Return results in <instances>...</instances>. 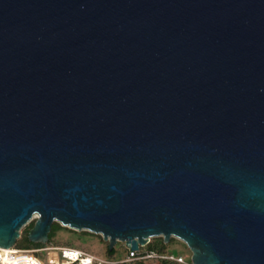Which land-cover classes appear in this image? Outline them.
I'll list each match as a JSON object with an SVG mask.
<instances>
[{
  "label": "water",
  "instance_id": "95a60500",
  "mask_svg": "<svg viewBox=\"0 0 264 264\" xmlns=\"http://www.w3.org/2000/svg\"><path fill=\"white\" fill-rule=\"evenodd\" d=\"M32 218L264 264V0H0V247Z\"/></svg>",
  "mask_w": 264,
  "mask_h": 264
},
{
  "label": "built area",
  "instance_id": "2783aa9c",
  "mask_svg": "<svg viewBox=\"0 0 264 264\" xmlns=\"http://www.w3.org/2000/svg\"><path fill=\"white\" fill-rule=\"evenodd\" d=\"M149 240L144 245L140 244L137 249L131 250L124 245L123 257L100 256L68 245L53 246L45 243L39 247L20 248L14 243L7 248L0 247V264H122L142 259H167L185 263L184 257L180 254L158 253L146 249L145 245Z\"/></svg>",
  "mask_w": 264,
  "mask_h": 264
},
{
  "label": "rangeland",
  "instance_id": "374dc122",
  "mask_svg": "<svg viewBox=\"0 0 264 264\" xmlns=\"http://www.w3.org/2000/svg\"><path fill=\"white\" fill-rule=\"evenodd\" d=\"M32 218L30 221H33ZM26 222L22 225L19 229L20 235L16 239L15 242L16 246L20 248H29L31 246L25 239H20L21 235L23 236L24 233H27L28 230V223ZM59 223V222H58ZM61 225V224H60ZM63 226V225H62ZM67 227V226H64ZM82 231L87 230H76L73 228H59L55 230L53 237L51 238L50 242L47 241L48 245L53 246H61V245H68L76 248H80L86 252L94 253L100 256L106 255V244L107 241L103 240L101 235L98 233H93L88 231L89 233H83ZM157 237V236H154ZM173 237V238H172ZM152 238V237H151ZM171 242L167 245L168 250L172 254H180L184 257L185 263H172V264H192L190 261L191 252L187 245L180 239L171 236ZM42 244V243H41ZM117 252L115 254L116 257H123L124 256V244L122 242L116 243ZM189 257V260H187ZM122 264H160L159 260L156 259H142V260H132L129 262H125Z\"/></svg>",
  "mask_w": 264,
  "mask_h": 264
},
{
  "label": "trees",
  "instance_id": "16d2710c",
  "mask_svg": "<svg viewBox=\"0 0 264 264\" xmlns=\"http://www.w3.org/2000/svg\"><path fill=\"white\" fill-rule=\"evenodd\" d=\"M33 222H34V220L30 221L28 223V230L26 231L27 233H28L29 229L32 227ZM59 228H67V227H64V226L60 225V223H58L56 221H53L51 223V227H50V230L48 232V242H50L51 238L53 237L55 230H57ZM82 232L83 233H89L88 231H82ZM27 233H24L23 236L21 235L20 239H25L28 243H30L31 246L29 248L42 246V244L39 243V242L38 243H34V242L29 241L28 238H27ZM172 238H169V240L167 242H164L163 238L161 236L152 237L149 240V242L145 245V248L148 249V250H154V251H156L158 253H171L168 250L167 245L171 242ZM17 242H15V245H16ZM105 247H106L105 248L106 249V255L114 256L116 254V252H117V247L116 246L112 247V249H110V250L107 248V244H106ZM187 260H189V257H187ZM159 262H160V264H172V263H175L174 261L167 260V259H161V260H159Z\"/></svg>",
  "mask_w": 264,
  "mask_h": 264
}]
</instances>
